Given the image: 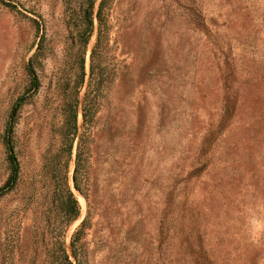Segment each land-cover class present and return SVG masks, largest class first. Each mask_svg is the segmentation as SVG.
<instances>
[{
  "label": "rangeland",
  "instance_id": "374dc122",
  "mask_svg": "<svg viewBox=\"0 0 264 264\" xmlns=\"http://www.w3.org/2000/svg\"><path fill=\"white\" fill-rule=\"evenodd\" d=\"M82 0H0V188L13 107L20 164L0 194V264H63L87 219L88 264H264V0H108L97 63L108 79L78 138L68 226L54 188L66 152L64 94L79 78ZM101 0H97L96 6ZM71 12V13H70ZM97 21L85 58L88 88ZM35 60L39 88L27 70Z\"/></svg>",
  "mask_w": 264,
  "mask_h": 264
},
{
  "label": "trees",
  "instance_id": "16d2710c",
  "mask_svg": "<svg viewBox=\"0 0 264 264\" xmlns=\"http://www.w3.org/2000/svg\"><path fill=\"white\" fill-rule=\"evenodd\" d=\"M107 1L101 0L99 5L96 6L97 0H82L78 11L72 10L71 15H74L76 20L79 21L78 36L80 38L79 49L77 54V61L79 65V78L76 82V86L73 88V92L69 94H64V110L66 111V122L62 125L65 140L62 146V149L66 152L67 157L64 162L63 169L60 170L61 176L59 181L55 184L54 188V198H55V208L60 216V221L63 225L68 226L73 220H75L80 215V204L77 198L74 196V193L69 184L68 178V160L72 153L74 141L78 138V147H77V157H76V166L73 174V184L74 188L78 190L87 198V194L83 190L81 183L80 174V165L82 159V153L85 146L84 134L80 133V127L78 125V114L80 106L82 105V116L84 120V125L87 123L88 118L92 117V120L95 114L98 111V96L102 89V84L108 79V74L103 73V69L99 67L97 63V51L100 46L101 39L103 37V25L105 23V11L107 9ZM97 21V39L92 47L91 51V65L89 73V82L88 88H92V98H89L88 92L85 96L80 98V91L85 85L86 72H85V58L89 42L91 37L94 34ZM41 55L40 47L36 53L30 58L27 70L31 77V87L30 90L36 91L39 88V75L35 69V60ZM21 106V102L17 103L10 114L8 120L5 134H4V145L10 165V175L7 182L0 188V194H3L6 191L11 190L18 181L20 164L15 151L14 142H13V127L15 124V113L17 109ZM89 226V223L86 220L82 222L80 227L74 232L71 246L72 253L76 260V264H88V259H86V252L84 248V243L81 241V237L84 234V230ZM61 249V259L63 264H74L70 259L64 243L60 246Z\"/></svg>",
  "mask_w": 264,
  "mask_h": 264
}]
</instances>
